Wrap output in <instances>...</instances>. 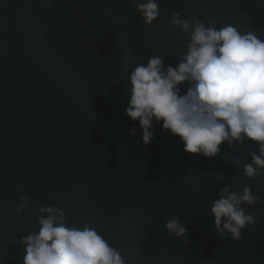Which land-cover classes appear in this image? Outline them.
Here are the masks:
<instances>
[{
    "label": "trees",
    "instance_id": "1",
    "mask_svg": "<svg viewBox=\"0 0 264 264\" xmlns=\"http://www.w3.org/2000/svg\"><path fill=\"white\" fill-rule=\"evenodd\" d=\"M141 2L0 0V264H23L20 240L38 231L41 206L63 210L68 226L95 228L127 264H264V169L249 156L258 142L222 143L205 157L153 120L145 145L125 114L134 67L151 55L175 67L186 51L174 12L264 41V0H157L151 24ZM245 164L253 178L241 174ZM225 184L250 185L259 198L242 205L255 223L239 240L213 225ZM21 197L29 203L17 215ZM174 216L185 243L165 227Z\"/></svg>",
    "mask_w": 264,
    "mask_h": 264
},
{
    "label": "clouds",
    "instance_id": "2",
    "mask_svg": "<svg viewBox=\"0 0 264 264\" xmlns=\"http://www.w3.org/2000/svg\"><path fill=\"white\" fill-rule=\"evenodd\" d=\"M137 8L147 24L160 15L157 0H143ZM172 24L188 33L179 63L173 67L166 65L165 56L151 55L129 75L125 114L138 122L143 143L153 138V120L162 121L163 130L178 136L184 151L205 157L217 155L222 143L232 147L250 139L258 142L259 155L249 152V156L264 169V41L256 31L241 32L233 25L217 29L195 16L181 19L175 12ZM136 130L130 129L129 135ZM241 174L253 178L256 172L245 164ZM218 192L210 209L216 232L221 239L230 233L239 240L241 230L255 223V216L246 214L242 205H254L259 198L250 185L230 191L225 184ZM28 203V197H21L16 214H22ZM36 211L38 231L20 240L23 264H127L121 251L95 228L68 226L64 211L56 206H41ZM184 224L174 216L165 227L185 243Z\"/></svg>",
    "mask_w": 264,
    "mask_h": 264
}]
</instances>
